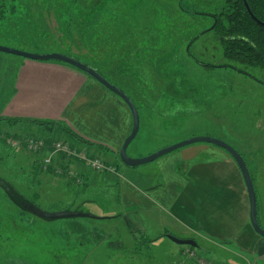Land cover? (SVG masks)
<instances>
[{"label": "rangeland", "instance_id": "374dc122", "mask_svg": "<svg viewBox=\"0 0 264 264\" xmlns=\"http://www.w3.org/2000/svg\"><path fill=\"white\" fill-rule=\"evenodd\" d=\"M73 1L0 0V5H14L0 17V46L34 55L68 54L91 64L128 95L139 115L138 133L126 150L131 158H144L191 138L210 137L236 145L235 150L244 146L238 141L249 144V149L258 148L261 155L256 162L264 168V68L231 64L248 76L219 68L227 62L214 35L205 32L212 24L208 16L218 13L224 0H78L76 8ZM68 9L65 18L62 14ZM37 28H44L45 34L30 30ZM24 60L0 53V70L11 73ZM35 140L43 142L40 149L29 145ZM58 142L81 147L55 128L48 131L30 121L16 124L0 119V178L45 212L68 210L73 196L62 189L81 178L78 173L69 175L67 166L44 164ZM81 145L106 168L122 167L117 155L110 156L96 145ZM73 159L66 162L72 163V171L74 164L87 169ZM158 160L134 169L147 171ZM55 162L61 165L59 157ZM91 172L97 174V181L115 171ZM103 188L97 183L80 190L73 201L82 203L83 212L103 219L112 197ZM99 219L45 222L19 210L0 188V264H186L190 259L176 256L187 246L168 239H163L166 246L136 254L126 225L95 228L103 226ZM77 221L85 224L68 225Z\"/></svg>", "mask_w": 264, "mask_h": 264}, {"label": "crops", "instance_id": "0c3cea01", "mask_svg": "<svg viewBox=\"0 0 264 264\" xmlns=\"http://www.w3.org/2000/svg\"><path fill=\"white\" fill-rule=\"evenodd\" d=\"M4 72L0 70L2 122L37 120L62 124L82 141L116 156L132 126L131 114L119 97L77 69L58 62L25 59L11 73ZM237 143L244 144L236 151L249 172L257 221L264 230V168L259 166L263 163L256 162L261 154L258 148H247L249 144L246 146L244 141ZM74 165V174L81 178L79 183H66L62 189L63 194L73 196L66 209L82 211V203L73 200L80 190L97 183L112 195L105 218L99 219L103 226L95 228L105 229L109 224L114 230L124 224L129 231L136 227L149 239H156L152 246H163L166 235L193 240L196 248L191 251L195 256L216 264H264V237L251 226L242 175L225 151L210 145H191L162 157L147 171L114 164V174L97 181V174ZM79 185L82 189L72 188ZM84 224L77 221L68 225ZM188 250H177L176 256L187 257ZM186 264L198 263L191 258Z\"/></svg>", "mask_w": 264, "mask_h": 264}, {"label": "water", "instance_id": "95a60500", "mask_svg": "<svg viewBox=\"0 0 264 264\" xmlns=\"http://www.w3.org/2000/svg\"><path fill=\"white\" fill-rule=\"evenodd\" d=\"M244 1V0H243ZM244 5L245 2H244ZM247 12L250 14L249 9L246 7ZM252 17V16H251ZM253 21H255L258 25L264 27V24L258 22L255 18H253ZM0 53L13 55L22 57L26 60L31 61H38V62H58L65 65H68L74 69H77L78 71L82 72L86 76L94 79L97 81L100 85H102L104 88H106L111 93L115 94L117 97H119L127 106L131 118H132V126L129 134L124 139L119 151H118V157L121 164L128 168V169H134L138 166H142L148 163H151L155 160H158L171 152H174L176 150L194 145V144H207L214 147H217L223 151H225L235 162L237 165L245 187L248 194L249 204H250V211H249V218L251 226L255 233L260 235L261 237H264V230H262L258 224L257 216H256V198H255V192L253 188V184L249 175V172L247 170L246 164L242 158V156L230 145L226 144L225 142L210 138V137H197V138H191L182 142H179L177 144H174L172 146L166 147L164 149L158 150L144 158H131L127 155L126 150L130 143L134 140L136 137L138 130H139V115L137 112V109L135 108L134 104L132 103L131 99L121 90H119L117 87L110 84L106 79H104L97 71L91 66H88L84 63H81L77 61L74 58H70L68 56L59 54V53H51V54H44V55H34L30 53H26L23 51H18L15 49L7 48L0 46ZM0 188L6 195V197L10 200V202L16 206L19 210L26 212L42 221L45 222H54L59 220H73V219H92V220H98L96 217L90 215L89 213H85L83 211H77V210H62L58 212H45L41 210L39 207L34 205L33 203L29 202L28 200L24 199L22 195H20L10 184L5 182L3 179L0 178ZM167 239H169L171 242H173L176 245L180 246H187L188 248H196V244L193 240H184V239H178L171 235H166Z\"/></svg>", "mask_w": 264, "mask_h": 264}, {"label": "trees", "instance_id": "16d2710c", "mask_svg": "<svg viewBox=\"0 0 264 264\" xmlns=\"http://www.w3.org/2000/svg\"><path fill=\"white\" fill-rule=\"evenodd\" d=\"M244 2L246 5H244ZM12 3L13 2L11 1L10 4ZM77 3L80 2L78 0H74L72 2V6L76 8ZM9 7H14V5H11ZM9 7H7L5 4L0 5V17H2V15L5 14L7 15L5 9ZM246 7L249 9L250 14L247 12ZM69 10L70 9H68V12H64L62 16L66 18L69 15ZM251 16L255 18L258 22L264 24V0H244V1L224 0L221 10L218 13L215 14L213 13L210 14V16H208L212 19V24L209 26L207 30H205V32H209L210 34L214 35L215 39L218 41L221 47L222 57L227 62L226 64L221 65L219 68L231 69L243 76H248V75L245 72H243L241 69L238 68L235 69L234 67H232L231 66L232 63L242 66L243 68H249V69L264 68V27L258 25L255 21H253ZM30 30L31 32H36L40 30L42 32V35L45 34L44 28H37L34 29V31L32 29ZM59 54L70 57L68 54H63V53H59ZM187 54H189L188 51ZM70 58H74L79 62H82L88 66L93 67L91 64L85 63L75 57H70ZM195 63L206 68H215L211 65H207L202 62H197L196 60ZM94 69L96 68L94 67ZM96 71L98 72V70ZM98 73L104 79H106V77L103 74H101L100 72ZM134 106L138 111L137 106L135 104ZM19 121L8 120V122L11 123H19ZM30 122L34 125H37L40 128H46L48 131L49 129L51 130L52 128H55L57 131H59V133L67 137L70 141L71 140L75 141L80 145L81 143H84L88 146H93L90 143L82 141L71 130H69L67 127H65L62 124L56 125L51 122L37 121V120H33ZM81 146L83 147V145ZM97 148L98 150H106L105 148L102 147H97ZM116 155L118 157V153H116ZM22 197L28 200L29 202L33 203L37 207H39L37 204H35L33 200H29L24 196ZM129 234L130 237H132V239L135 242L136 254L142 250H149L152 247V244L156 241V239L155 240L149 239L145 235L143 230L139 228L129 229ZM189 249L193 250V248H189Z\"/></svg>", "mask_w": 264, "mask_h": 264}, {"label": "built area", "instance_id": "2783aa9c", "mask_svg": "<svg viewBox=\"0 0 264 264\" xmlns=\"http://www.w3.org/2000/svg\"><path fill=\"white\" fill-rule=\"evenodd\" d=\"M29 145H32L34 149H40L43 146V142L40 141H30ZM58 153L55 157L54 154ZM89 153L84 149V147H76L72 146L70 144H64L63 142H58L55 144V149L44 159V164L48 167L55 168V167H68V174L74 175V172L71 169L72 163H70V167L66 162H69L70 159L74 160L73 158L77 159V162H81L85 165L87 169H90L91 171H102L107 170L110 172H114L113 168H106L105 164L98 159L97 157H91L88 155ZM60 159L61 165H57L58 162H55V158ZM63 160V163L61 162ZM57 163V164H56ZM59 172V171H58ZM79 183V179L76 180ZM187 256L191 259H196L198 264H216L212 261L205 260L202 258H197L195 254L189 249L186 252Z\"/></svg>", "mask_w": 264, "mask_h": 264}]
</instances>
